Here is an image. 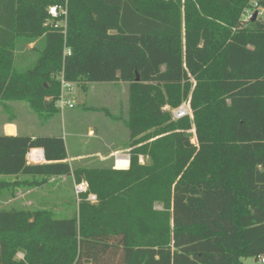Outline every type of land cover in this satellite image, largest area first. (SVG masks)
<instances>
[{
	"label": "trees",
	"instance_id": "16d2710c",
	"mask_svg": "<svg viewBox=\"0 0 264 264\" xmlns=\"http://www.w3.org/2000/svg\"><path fill=\"white\" fill-rule=\"evenodd\" d=\"M50 6L66 10L65 27ZM260 8L264 0H0V100H26L48 116L58 110L60 77L126 83L130 153L126 169L72 166L60 134L0 132V175L32 177L0 180V189L60 175L87 185L69 218L0 208V264H242L264 256ZM25 54L33 62L20 70ZM188 96L191 118L162 110ZM32 148L44 162L27 161Z\"/></svg>",
	"mask_w": 264,
	"mask_h": 264
},
{
	"label": "rangeland",
	"instance_id": "374dc122",
	"mask_svg": "<svg viewBox=\"0 0 264 264\" xmlns=\"http://www.w3.org/2000/svg\"><path fill=\"white\" fill-rule=\"evenodd\" d=\"M259 14L264 20V10H260ZM58 22L63 23L62 19ZM24 57L29 59L33 55L25 54ZM32 62L33 60H30L24 65L18 64V67L23 70ZM103 83L90 88V83L72 82L69 95L74 107L58 109L48 116L32 109L26 100H0V132H4L7 125H12L10 120H13L19 134H60L67 145L69 155L76 151L86 153L83 159L74 157L70 159L71 157L67 155L66 160L72 166H114V154L118 152L129 154L130 159L127 147L128 130L124 123L129 111L127 84L123 82ZM188 101L190 102L189 96L183 99L177 107L187 104ZM175 108L166 104L162 110L168 112L172 118V111ZM188 115L192 117L191 109ZM89 125H92L91 137L87 129ZM189 132L192 133V141L195 142L194 129H190ZM112 134L114 137H111ZM145 160L146 158L143 162ZM126 163V156L123 160L118 157V166L122 164L125 166ZM31 178L26 175H0V180L8 182L14 179L23 181ZM77 185L72 176L60 175L49 176L47 181L39 187L20 184L13 190L0 189V208L46 209L56 218L76 216L79 201ZM156 208H159V205ZM15 254L18 258L23 257L21 250H17ZM242 263L264 264L253 257L242 259Z\"/></svg>",
	"mask_w": 264,
	"mask_h": 264
},
{
	"label": "built area",
	"instance_id": "2783aa9c",
	"mask_svg": "<svg viewBox=\"0 0 264 264\" xmlns=\"http://www.w3.org/2000/svg\"><path fill=\"white\" fill-rule=\"evenodd\" d=\"M260 10H263V9L260 8L259 11ZM48 12H49V15L51 16L52 19H57L59 17H60V19H62L63 23L60 24L57 21L56 26L57 25H63L65 27V24H66V10L65 9L59 8L57 6H50L48 9ZM251 12H252L251 10H247L246 16L249 17L251 15ZM68 53H69V51H67V54ZM71 90H72V83L65 81L63 79V77H60V94H59L58 100L56 101V106L58 107L59 110H63L65 107H69V108L73 107V104L71 103L70 98H69V94H70ZM189 113H190V106H189V101H188L187 104H183L179 107H176L172 111V118L178 119V118H181V117L188 115ZM122 156H126L127 163L125 166H118L117 165V159H118V157H122ZM26 159L29 163H38V162L42 161L44 159L43 150L36 149V148L30 149L26 154ZM139 161L143 162L144 157H142L140 155ZM128 166H129V154L119 153V152L114 154V166H113L114 168L126 169V168H128ZM76 188H77L78 193H80V192L86 191L87 185L85 182H80V183H78ZM87 199L89 201H91L92 203L96 202V196L94 194H89ZM257 259H259V262L264 263V256L258 257Z\"/></svg>",
	"mask_w": 264,
	"mask_h": 264
},
{
	"label": "crops",
	"instance_id": "0c3cea01",
	"mask_svg": "<svg viewBox=\"0 0 264 264\" xmlns=\"http://www.w3.org/2000/svg\"><path fill=\"white\" fill-rule=\"evenodd\" d=\"M264 10V9H263ZM33 44L34 43H30V44H28L26 47V49H29V48H31L32 46H33ZM30 60H33V57H31V58H29ZM28 58H26V57H24V58H22V59H20L19 60V62H18V64L19 65H24L25 63H29L30 62V60H29ZM120 82V81H119ZM119 82H116V83H119ZM96 84H104L103 82H96V83H90V88H93V86L94 85H96ZM69 98H70V95H69ZM70 101H71V103L73 104V107H74V103L72 102V99L70 98ZM73 107H71V108H73ZM69 108V107H68ZM10 123H12V126L14 127V130H15V134L16 133H18V131H17V128H16V126H15V124L13 123V120H10ZM91 126L92 125H89L88 127H87V129L90 131V133H89V137H91V131H92V128H91ZM31 135H33V134H31ZM36 149H41V148H36ZM42 150V149H41ZM66 151H67V145H66ZM84 154H86V153H84V152H80V151H76V152H73L72 154H70L69 155V153L67 152V155H68V157L70 158V159H72L73 157L74 158H80V159H83V157H84ZM111 156V155H110ZM110 156H108V158H110ZM123 158H124V156H122L121 157V160H123ZM45 160L43 159L42 161H40V162H44ZM76 166H81V165H76ZM101 166H104V167H109V166H105V165H101ZM121 166H124L123 164L121 165ZM111 167H113V166H111ZM114 168V167H113ZM259 260V259H258ZM243 264V263H242Z\"/></svg>",
	"mask_w": 264,
	"mask_h": 264
},
{
	"label": "water",
	"instance_id": "95a60500",
	"mask_svg": "<svg viewBox=\"0 0 264 264\" xmlns=\"http://www.w3.org/2000/svg\"><path fill=\"white\" fill-rule=\"evenodd\" d=\"M257 15V12H255L253 15H252V19H254ZM4 134L5 135H14L15 134V130H14V127L12 125H7L5 127V130H4ZM111 137H114V134H112Z\"/></svg>",
	"mask_w": 264,
	"mask_h": 264
}]
</instances>
